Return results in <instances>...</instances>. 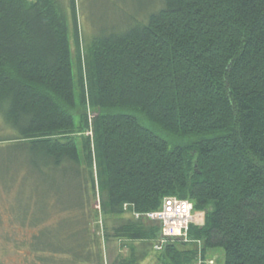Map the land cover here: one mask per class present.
<instances>
[{"label":"trees","instance_id":"trees-1","mask_svg":"<svg viewBox=\"0 0 264 264\" xmlns=\"http://www.w3.org/2000/svg\"><path fill=\"white\" fill-rule=\"evenodd\" d=\"M152 2L85 46V91L76 0H0V140L42 190L10 209L32 264H264V0ZM169 196L204 214L155 250L145 213Z\"/></svg>","mask_w":264,"mask_h":264},{"label":"rangeland","instance_id":"rangeland-1","mask_svg":"<svg viewBox=\"0 0 264 264\" xmlns=\"http://www.w3.org/2000/svg\"><path fill=\"white\" fill-rule=\"evenodd\" d=\"M152 1L154 0H76L77 21L83 40L82 76L85 91L87 90L86 66L84 64L85 46L90 45L93 36L99 35L102 31L108 30L113 26L123 24L139 14L142 9L152 8L154 4ZM68 32L71 48L74 51V32L70 20ZM77 80L78 76L74 67L75 94L78 99ZM90 109V106L86 103V112L89 117ZM75 120L78 122V116L75 117ZM140 122L165 140L172 141V137L169 134L161 131L146 119L140 117ZM3 132L0 131V137ZM85 135L92 139L93 131L90 125L85 131ZM18 156L9 141L0 140V264H32L31 255L27 248L30 242L31 229L36 227L30 226L28 218L23 226L19 228L14 226L16 223L13 224L12 222L10 209L11 203L22 197L24 198V203L27 206L30 205V200H37L42 190L39 180L32 178L27 174L28 172L23 178H20L21 180H18L19 182H14V179H18L16 174L19 175L20 173V170H18L20 157ZM34 196L36 197L34 198ZM203 214V211H194L193 223L201 222ZM207 260H213V264H223V250L221 248L210 250L205 262ZM140 264L155 263L152 258H149ZM197 264H201V262L197 261Z\"/></svg>","mask_w":264,"mask_h":264},{"label":"built area","instance_id":"built-area-1","mask_svg":"<svg viewBox=\"0 0 264 264\" xmlns=\"http://www.w3.org/2000/svg\"><path fill=\"white\" fill-rule=\"evenodd\" d=\"M124 206L126 207L127 204ZM132 215L136 218L140 216L136 212ZM193 215L194 208L191 201L172 196L165 197L159 209L145 213L147 218L158 222L160 226L159 237L154 243V249L160 250L169 239L178 238L184 242L190 241L188 229L189 225L194 222ZM206 263L213 264V260H207Z\"/></svg>","mask_w":264,"mask_h":264},{"label":"bare ground","instance_id":"bare-ground-1","mask_svg":"<svg viewBox=\"0 0 264 264\" xmlns=\"http://www.w3.org/2000/svg\"><path fill=\"white\" fill-rule=\"evenodd\" d=\"M199 223H201V222H199Z\"/></svg>","mask_w":264,"mask_h":264},{"label":"flooded vegetation","instance_id":"flooded-vegetation-1","mask_svg":"<svg viewBox=\"0 0 264 264\" xmlns=\"http://www.w3.org/2000/svg\"><path fill=\"white\" fill-rule=\"evenodd\" d=\"M199 223V222H198Z\"/></svg>","mask_w":264,"mask_h":264}]
</instances>
